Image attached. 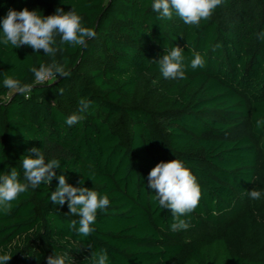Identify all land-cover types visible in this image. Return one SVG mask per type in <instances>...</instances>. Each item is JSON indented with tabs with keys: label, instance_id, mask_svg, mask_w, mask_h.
Segmentation results:
<instances>
[{
	"label": "trees",
	"instance_id": "obj_1",
	"mask_svg": "<svg viewBox=\"0 0 264 264\" xmlns=\"http://www.w3.org/2000/svg\"><path fill=\"white\" fill-rule=\"evenodd\" d=\"M152 2L0 0V21L10 8L43 16L74 9L96 33L86 48L64 45L55 60L71 76L44 84L30 68L53 57L0 43V175L15 167L26 183L22 160L33 147L60 161L51 183L0 209L8 264H47L65 253L66 264H94L91 253L102 250L107 264H264V125L256 127L264 119V0H222L199 26L175 14L161 19ZM174 46L183 49L185 79L160 72L157 61ZM196 54L205 63L193 69ZM6 76L32 91L5 88ZM81 98L92 102L82 114ZM73 113L84 119L68 126ZM173 159L201 189L198 206L180 217L189 227L179 231L148 186L151 169ZM60 175L110 200L87 237L67 202L50 200ZM251 190L261 198L250 199Z\"/></svg>",
	"mask_w": 264,
	"mask_h": 264
},
{
	"label": "clouds",
	"instance_id": "obj_2",
	"mask_svg": "<svg viewBox=\"0 0 264 264\" xmlns=\"http://www.w3.org/2000/svg\"><path fill=\"white\" fill-rule=\"evenodd\" d=\"M222 0H153L151 8L159 14L161 19L171 20L173 15L178 16L185 24L199 26L201 20H208L214 10L221 5ZM0 43L5 46L11 45L14 49L22 46L31 47L34 52L43 50L44 55L53 57L50 64H41L39 68L31 67L36 84H44L57 76L68 78L71 72L66 66L55 60L57 52L63 51L64 45L72 47H87V41L96 36L92 28L82 24V17L74 9L65 11L57 8L55 14L43 16L36 10L27 8L16 11L9 9L6 16L0 21ZM57 36L59 41H57ZM258 38L264 39V33ZM183 49L174 46L170 52L165 53L157 62L160 72L165 79H185V66L183 64ZM204 60L196 54L191 61L193 69L204 67ZM5 88L15 90L18 94L25 95L32 91V84L21 83L18 79L6 76L3 80ZM63 95V89H59ZM25 98H28L27 95ZM91 101L85 98L79 100V113H84L91 105ZM73 113L68 116L65 123L73 126L84 119L83 115ZM264 125V119L256 121L259 129ZM34 154V155H33ZM23 176L26 183L19 180V173L15 167L10 174L0 175V209L7 212L11 202L16 200L29 187L35 189L41 183H51L56 177V169L60 168L58 159L45 160L44 153L36 147L28 151L22 160ZM148 186L155 191L154 199L158 200L162 209L171 210L175 222L171 225L172 231L184 230L189 227L188 223L180 219L195 210L201 199V189L196 177L192 174L183 161L173 159L169 162H160L151 169L148 175ZM79 183L82 185L83 180ZM250 199L259 200L262 193L251 190L248 193ZM51 202L54 205L63 206L68 204L69 212L79 217L77 232L82 236H89L94 229L92 225L96 219L98 210H106L110 204L107 195L100 196L97 191L87 187H75L67 182L64 175L58 177V185L52 191ZM76 220H72L70 227L75 228ZM12 256L0 255V264H8ZM91 259L94 264H107L106 251L92 252ZM68 254L51 255L47 258V264H66Z\"/></svg>",
	"mask_w": 264,
	"mask_h": 264
},
{
	"label": "built area",
	"instance_id": "obj_3",
	"mask_svg": "<svg viewBox=\"0 0 264 264\" xmlns=\"http://www.w3.org/2000/svg\"><path fill=\"white\" fill-rule=\"evenodd\" d=\"M52 79H50L49 81H51Z\"/></svg>",
	"mask_w": 264,
	"mask_h": 264
}]
</instances>
